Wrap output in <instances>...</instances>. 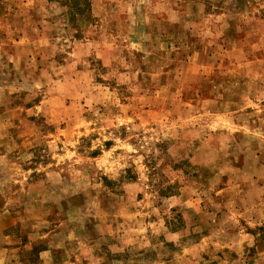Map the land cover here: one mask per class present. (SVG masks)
Instances as JSON below:
<instances>
[{"label":"rangeland","instance_id":"rangeland-1","mask_svg":"<svg viewBox=\"0 0 264 264\" xmlns=\"http://www.w3.org/2000/svg\"><path fill=\"white\" fill-rule=\"evenodd\" d=\"M74 1L0 0V264H264V0Z\"/></svg>","mask_w":264,"mask_h":264},{"label":"trees","instance_id":"trees-1","mask_svg":"<svg viewBox=\"0 0 264 264\" xmlns=\"http://www.w3.org/2000/svg\"><path fill=\"white\" fill-rule=\"evenodd\" d=\"M74 2H75V4H77V5H78V0H75ZM77 7H78V6H77Z\"/></svg>","mask_w":264,"mask_h":264}]
</instances>
